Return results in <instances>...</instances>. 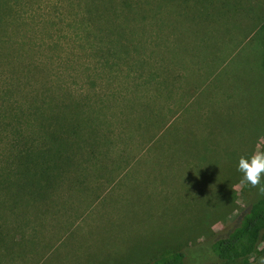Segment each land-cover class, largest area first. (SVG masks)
Segmentation results:
<instances>
[{
  "label": "rangeland",
  "instance_id": "1",
  "mask_svg": "<svg viewBox=\"0 0 264 264\" xmlns=\"http://www.w3.org/2000/svg\"><path fill=\"white\" fill-rule=\"evenodd\" d=\"M125 1L108 15L128 17L131 51L111 56L100 22L80 28L81 0H0V172L38 144L35 110L99 108L109 123L98 152L63 154L38 201H0V264H146L179 250L225 264L209 241L258 195L237 164L264 153V0H189L192 37L176 55L157 36L179 0ZM234 264H264V239Z\"/></svg>",
  "mask_w": 264,
  "mask_h": 264
},
{
  "label": "trees",
  "instance_id": "2",
  "mask_svg": "<svg viewBox=\"0 0 264 264\" xmlns=\"http://www.w3.org/2000/svg\"><path fill=\"white\" fill-rule=\"evenodd\" d=\"M180 1L183 6L178 8ZM188 1L179 0V4L176 7L177 12H172L177 14L174 21L172 20L174 25L170 24L164 27V29L168 30H165V34H163L164 39L159 36L160 34L157 36L158 42L161 43L160 45H164L169 53L175 52L173 55H176V52L185 53L184 48L188 44L187 37H192V26H187L188 28L184 26V23L189 20L187 16L189 14L187 12ZM81 2L83 13L79 21L82 26L80 28L87 34L88 25L100 22L102 24L101 34L97 38H100L107 44H112L104 53L111 56L127 55L126 53L130 52L131 48L122 42L130 40V37L134 35L125 27L128 17H125L124 11H121V14L109 16V10L114 8L113 0H81ZM119 7L122 9L125 7L129 8L130 6L127 1L119 0ZM144 12V10L140 12V19H146L142 14ZM114 16L119 18L117 23L118 28L127 30V32L122 30L120 36L116 38L108 32L110 26L107 25L108 23L116 22V17ZM182 17L185 19L181 20ZM179 19L181 22L178 23ZM181 26L183 27V31L180 32L181 39L180 43L177 44L174 43V35ZM172 36L173 40H171ZM114 41L116 45L119 43L121 47L118 52L114 47ZM153 41L157 42L155 39ZM148 74V82L154 81V76H157L156 71L151 69ZM185 76L186 74L183 76L184 79L188 80V75ZM164 81L166 82L161 88L168 89V82L166 79ZM147 83L135 85L141 86V84ZM150 85L157 89L160 87L158 80L157 82L150 83ZM134 87L136 90L139 89V87ZM63 108L70 111L67 118L62 113H56V115H50L46 119L38 110L33 111L32 114L40 119V132L34 140L38 144L33 146V144L29 143L19 146L16 163L6 167L5 172H3L4 168L0 172V193L7 197H2L0 201L8 200L10 204L15 205L16 201H19L23 194L31 198L32 201H36L35 199L38 201L43 196L42 193L46 188L45 186L51 184V179L55 176V172L52 171H57L68 166L65 162L67 158L63 154H68L69 151L74 150L92 154V152H98L100 146L106 142V137H108L106 125L109 123L106 120L100 121L98 119L99 108H93L85 112H78L76 105L71 107L66 104ZM145 118H149V114L146 113ZM51 121L53 122L51 123ZM56 123L58 125H55ZM255 187L258 193L255 199L246 204L237 213L228 228L217 232L209 241L208 250L212 257L219 262L234 264L248 258L264 239V191L259 190L260 185ZM30 188L33 189L31 190ZM146 264H192V254H189L188 250L173 251L155 257Z\"/></svg>",
  "mask_w": 264,
  "mask_h": 264
},
{
  "label": "clouds",
  "instance_id": "3",
  "mask_svg": "<svg viewBox=\"0 0 264 264\" xmlns=\"http://www.w3.org/2000/svg\"><path fill=\"white\" fill-rule=\"evenodd\" d=\"M237 171L241 173L244 182L253 187L260 185L259 190L264 191V153H257L249 158L241 157Z\"/></svg>",
  "mask_w": 264,
  "mask_h": 264
}]
</instances>
